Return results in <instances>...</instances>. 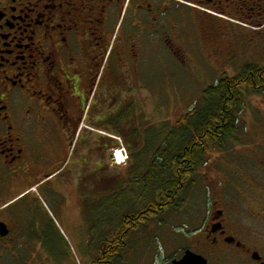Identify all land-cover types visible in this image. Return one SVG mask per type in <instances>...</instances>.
I'll use <instances>...</instances> for the list:
<instances>
[{"label":"flooded vegetation","instance_id":"1","mask_svg":"<svg viewBox=\"0 0 264 264\" xmlns=\"http://www.w3.org/2000/svg\"><path fill=\"white\" fill-rule=\"evenodd\" d=\"M223 8L264 28V0H0V249L23 241L12 197L48 181L67 146L83 150L79 169L101 156L112 159L121 146L130 158L135 154L126 139L145 136L148 107L160 103L154 89L165 88H150V78L169 73L168 67L192 68L182 26L196 28L204 58L228 60L225 34L214 41L210 20L212 12L225 16ZM197 9L206 15L200 21ZM253 66L264 69V63ZM259 124L253 146L233 148L238 163L211 167L220 175L206 185L204 214L190 217L187 244H166L138 264H174L187 251L204 264H264V121ZM191 177L180 180L181 187ZM134 217L96 245L86 264H130Z\"/></svg>","mask_w":264,"mask_h":264},{"label":"rangeland","instance_id":"2","mask_svg":"<svg viewBox=\"0 0 264 264\" xmlns=\"http://www.w3.org/2000/svg\"><path fill=\"white\" fill-rule=\"evenodd\" d=\"M223 9L226 17L212 12L210 20L214 21V41L220 38L221 32L225 34L223 46L228 47V60L222 55L213 59L204 58L205 54L198 51L200 42L194 30L196 28L187 23L182 26V33L189 40L186 58L192 68L189 71H176L168 67L166 71L169 73L150 78V88L154 89L157 83L165 86L158 93L154 89L160 103H151L148 107L150 128L145 136L142 134L126 139L127 144H132L130 151L135 154L143 152L139 164L143 170L131 161L128 147L126 155L129 160L124 159L125 163L116 166L106 155V160L101 156L96 165L94 160L91 165L79 169L83 150L79 146H67L55 167L49 170L51 176L48 181L32 192H28V187H21L16 194L18 197H12L16 203L13 213L20 222L23 241H18L15 249L1 248L0 264H86L93 258L96 245L110 240L112 230L125 217L141 214L151 201H159L158 194L162 191L160 184L166 182L167 178L163 179L161 172V179L157 182L149 180L147 174L152 168L159 170L151 162L157 148L160 145L163 147L165 129L169 128L170 131L193 110L196 113L201 111L205 106L200 100L202 93L220 79L235 77L246 65L264 63V54L260 55L264 51V28L254 26L252 23H258L255 20L251 24L239 22L249 19V16L233 15L226 8ZM205 16L197 9L198 21ZM261 17L264 19V13ZM186 19L183 17V21L186 22ZM188 61L183 58L181 63L189 66ZM165 64L173 66L169 59L165 60ZM241 94L243 107L236 118V139L222 146L228 147L230 153L226 155L213 150L210 145L202 163L189 178V183H185L181 198L177 199L178 204L175 205L180 208L166 210L159 215L152 216L150 213L151 218L146 216L135 222L138 228L130 232L129 239L134 247L130 264L149 261L152 253L160 251L166 244L171 243L175 249L186 245L192 231L190 217L204 214L208 197L206 185L213 176L219 178L220 175L216 168L212 173L211 167L224 168L225 163L236 162L233 148L245 150L254 145L253 141L259 136V123L264 121V93L251 94L253 96ZM134 172L138 175L135 176ZM135 177L138 178L136 181Z\"/></svg>","mask_w":264,"mask_h":264},{"label":"trees","instance_id":"3","mask_svg":"<svg viewBox=\"0 0 264 264\" xmlns=\"http://www.w3.org/2000/svg\"><path fill=\"white\" fill-rule=\"evenodd\" d=\"M242 92L247 96L264 93V69L247 65L235 77L220 79L202 93L200 100L205 106L201 111L196 113L193 110L181 118L170 131L169 128L165 129L163 147L159 144L151 162L152 166H157L159 170L152 168L147 176L149 175V180L157 181L161 179L159 177L163 172L162 178H167V181L160 184L159 189L162 191L158 194L159 201H151L148 204L149 210L144 208V214L135 215L134 226H137V220H143L146 216L151 218L152 214L159 215L166 210L180 208L175 205L178 202L174 197L177 196V191L180 192L185 186L181 187L179 181L196 171L210 145L222 147L223 143L235 138L238 132L235 127L236 118L243 107ZM134 155L131 158L134 164L139 166L143 152ZM142 168L143 166H139V169L143 170ZM134 174L138 175L137 172ZM137 179L134 178L135 181Z\"/></svg>","mask_w":264,"mask_h":264},{"label":"water","instance_id":"4","mask_svg":"<svg viewBox=\"0 0 264 264\" xmlns=\"http://www.w3.org/2000/svg\"><path fill=\"white\" fill-rule=\"evenodd\" d=\"M174 264H204V261L187 251L183 258Z\"/></svg>","mask_w":264,"mask_h":264},{"label":"built area","instance_id":"5","mask_svg":"<svg viewBox=\"0 0 264 264\" xmlns=\"http://www.w3.org/2000/svg\"><path fill=\"white\" fill-rule=\"evenodd\" d=\"M122 154H124V150H123V149H121V150H119L118 152L115 153V162H116V163H119V157H120Z\"/></svg>","mask_w":264,"mask_h":264},{"label":"bare ground","instance_id":"6","mask_svg":"<svg viewBox=\"0 0 264 264\" xmlns=\"http://www.w3.org/2000/svg\"><path fill=\"white\" fill-rule=\"evenodd\" d=\"M119 163H122V157H119Z\"/></svg>","mask_w":264,"mask_h":264}]
</instances>
